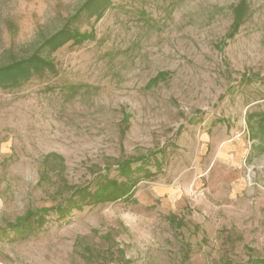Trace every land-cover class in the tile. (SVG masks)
Listing matches in <instances>:
<instances>
[{"label":"rangeland","instance_id":"374dc122","mask_svg":"<svg viewBox=\"0 0 264 264\" xmlns=\"http://www.w3.org/2000/svg\"><path fill=\"white\" fill-rule=\"evenodd\" d=\"M86 1L0 0V64ZM74 27L93 37L0 88V264H264V0H111ZM138 157L156 174L134 202L9 231Z\"/></svg>","mask_w":264,"mask_h":264},{"label":"trees","instance_id":"16d2710c","mask_svg":"<svg viewBox=\"0 0 264 264\" xmlns=\"http://www.w3.org/2000/svg\"><path fill=\"white\" fill-rule=\"evenodd\" d=\"M111 0H87L78 13L69 18L66 23L51 35L45 37L41 43L27 56L17 57L13 48L4 50L7 60L0 64V88H13L34 74L45 71L53 72L55 66L49 56L65 44L71 42L73 45H80L93 37L91 32L81 33L74 27L76 20L85 18H99ZM245 20V4L240 3L234 9L233 22L228 33L232 38L242 26ZM254 114L250 115L252 118ZM256 127H250L254 131L253 138L264 137V115H259L255 123ZM138 165H135L137 164ZM134 165V166H133ZM145 157L128 159L116 164V177H110L108 173L97 175L90 186H72L71 190L62 205L51 209H41L35 213H28L16 223L8 225L9 231L14 232L17 238L23 239L29 236L40 227L45 216L54 212L58 218H64L72 210H82L85 206H95L121 200L126 203L134 202V191L138 183L143 179L152 178L156 173L147 168ZM261 263V262H260Z\"/></svg>","mask_w":264,"mask_h":264}]
</instances>
